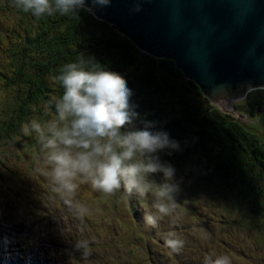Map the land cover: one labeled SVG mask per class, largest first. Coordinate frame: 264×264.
<instances>
[{
  "label": "trees",
  "instance_id": "16d2710c",
  "mask_svg": "<svg viewBox=\"0 0 264 264\" xmlns=\"http://www.w3.org/2000/svg\"><path fill=\"white\" fill-rule=\"evenodd\" d=\"M0 43H6L0 52L8 57L0 70V157L22 139L34 143V133L25 135L22 129L33 119L43 124L56 118L49 102L63 89L55 77L65 64L91 57L124 76L141 116L179 142L180 151L161 158L215 181L219 195L214 199L248 229L264 234V138L215 106L174 61L144 53L91 11L37 20L12 0H0ZM246 101L256 113L264 105V89L251 91Z\"/></svg>",
  "mask_w": 264,
  "mask_h": 264
},
{
  "label": "clouds",
  "instance_id": "9594fccd",
  "mask_svg": "<svg viewBox=\"0 0 264 264\" xmlns=\"http://www.w3.org/2000/svg\"><path fill=\"white\" fill-rule=\"evenodd\" d=\"M108 5L110 0H92ZM13 6L39 20L45 16H79L91 11L86 0H12ZM134 11H140L137 6ZM55 80L63 89L55 98L56 118L43 124L36 119L23 126L25 135L35 133L41 144L42 171L53 192L77 219L83 221L89 209L77 200L80 182L89 183L97 192L113 195L118 190L131 197H152V211L144 212L145 226L156 228L165 217L174 214L180 181L176 169L161 154L180 151L170 134L157 129L156 122L142 117L132 102L133 90L120 73L106 70L94 58L65 64ZM137 121L141 126H137ZM123 129V130H122ZM161 173L162 182L152 175ZM184 240L169 231L165 244L179 253ZM83 264L91 252L88 242L74 245ZM205 264H232L227 254L205 258Z\"/></svg>",
  "mask_w": 264,
  "mask_h": 264
},
{
  "label": "water",
  "instance_id": "95a60500",
  "mask_svg": "<svg viewBox=\"0 0 264 264\" xmlns=\"http://www.w3.org/2000/svg\"><path fill=\"white\" fill-rule=\"evenodd\" d=\"M86 6L144 53L174 61L223 112L251 121L235 104L264 89V0H110L104 6L86 0Z\"/></svg>",
  "mask_w": 264,
  "mask_h": 264
},
{
  "label": "rangeland",
  "instance_id": "374dc122",
  "mask_svg": "<svg viewBox=\"0 0 264 264\" xmlns=\"http://www.w3.org/2000/svg\"><path fill=\"white\" fill-rule=\"evenodd\" d=\"M1 48L5 49L6 43H0ZM6 60H8V57L5 56V53L3 55L0 52V70L3 64L6 63ZM2 87L0 83V88ZM0 94L4 95V92L0 91ZM246 104V99L238 101L235 104L237 109L251 120L247 121L244 119L243 122L252 126L264 138V105L261 108L262 116L259 118L256 113L250 110L251 107ZM32 136L35 140L34 143L28 144L26 140L22 139L19 141V146L9 147L6 154L0 157V173L4 167H8L9 169L15 167L21 173L26 171V169L24 170V166H27L26 161L32 160V155H34L37 163L32 170L36 171V174L39 175L38 179L34 180H41V184L36 186V181H31L27 186L20 182L16 185L11 184V187H15L13 190H18V193L24 197L19 203L15 201L6 202V199H1L0 221H4L7 218L8 222H12L15 220V214L18 210L25 209V205L31 206L35 204V200H30L33 192H35L34 197L37 198L36 193L41 191L40 187L43 185L44 180H48L45 175L41 176L43 175L41 144L35 133ZM174 167L176 169V179L180 181V192L176 201L177 207L172 216L175 221H182L186 225L184 230L180 231L178 229V232H180V238H182L181 236L187 238L190 245L189 255L187 254L189 262L192 264H202V260L207 255L206 253H210L213 256H217L214 253H218L219 255H229L230 258L236 261L234 264H264V234L255 228L248 229L244 226L245 224L240 222V218L236 214H231L233 211L224 207L223 201L220 202L214 199L213 194L219 195L215 181L209 180L206 176L199 177L188 168L183 169L177 164ZM151 178L160 183L163 176L161 173H156ZM3 180L0 179V184L3 186L5 183L9 184L8 181ZM46 190L53 192L52 187H47ZM81 190L84 192L82 188ZM120 190L113 195L98 192L99 194L96 197L98 198L99 207L97 208V203H94V198H92L91 202L85 205L88 209L92 210L94 215L88 212L87 216L93 215L97 218H103V215H106L113 219L115 228L118 229L119 233L125 235L124 239L120 242L118 252L121 254L126 252L127 256L133 261L132 264H144L143 261L146 264H182L181 259L177 261L174 257L166 255L167 251L164 247L167 245L165 244L166 236L164 234H167L168 230L164 227L160 231L159 224L156 228L147 226L145 228V225H139V230L136 232L137 221L140 218L143 219L145 211H152L153 200L151 195L147 198H139L135 194L129 197L122 189L123 197L118 198V195H122ZM137 199L143 201V206L138 205ZM130 202L134 205H130ZM133 206L134 210L132 212ZM39 209L36 207L35 215L38 214ZM103 211L105 212L104 214ZM133 213H136L137 218H134ZM225 224L228 225L224 226ZM192 225L194 229L190 227ZM256 226L258 227V225ZM151 230H154V234ZM135 232L138 234L146 232L148 234L143 238L142 242H137L134 236L138 234L136 235ZM70 235L68 233L67 237ZM8 241L7 238L3 240L4 243ZM115 241L119 240L116 239ZM184 246L189 249L186 242ZM22 247L24 250H32L36 253L40 252L36 240L32 242V245L30 242L28 244L23 242ZM118 252L116 251L114 264H131L127 257H118ZM185 255L186 251L181 256L183 261L186 260ZM243 256H246L247 259H244L242 262L240 258ZM150 257L152 261H150Z\"/></svg>",
  "mask_w": 264,
  "mask_h": 264
},
{
  "label": "bare ground",
  "instance_id": "6f19581e",
  "mask_svg": "<svg viewBox=\"0 0 264 264\" xmlns=\"http://www.w3.org/2000/svg\"><path fill=\"white\" fill-rule=\"evenodd\" d=\"M32 157V160L26 162L27 166H24L26 171L22 173L15 167L2 169L0 179L8 181L9 184L5 183L4 186L0 184V200L6 199V202L15 201L16 203L22 201L24 196L20 195L18 190H13L15 187H11V184L16 185L20 182L27 186L31 181H36V186L41 184V180H34L38 179L39 175L32 170L37 163L34 155ZM41 176L43 177L44 174ZM88 186L89 183L80 182L77 200L85 205L94 198V203H97L98 208L96 196L99 193ZM47 187L52 186L49 180H44L40 187L41 191L36 193L37 198L34 197L35 192L30 198V200H35V204L25 205V209L18 210L14 221L8 222L7 218L0 221V264H83L80 253L74 247L75 243L81 240L88 242L91 252L87 264H113L116 259V250L119 248V242H115L113 220L108 219L106 215H103L104 220L94 217L92 210L89 209L90 214L93 215H86L81 221L77 219L72 210L59 200L54 192L46 190ZM81 188L87 189L83 192ZM139 201L142 204L138 203V205L143 206V201L138 199ZM36 207L40 208L37 215H35ZM151 232L154 234V230ZM68 233L71 234L69 237H67ZM147 234L146 232L143 233V235ZM5 238L9 240L7 243L3 242ZM136 239H141V236L137 235ZM34 240H36L40 252L36 253L32 250L23 249V242L25 244L30 242L32 245ZM157 251L159 252V250ZM188 255L184 256L185 261L180 257L182 264H192L187 259ZM120 257H127L131 264L133 262L126 252ZM244 259L247 258L245 256L240 258L241 261ZM143 263L146 264L144 261Z\"/></svg>",
  "mask_w": 264,
  "mask_h": 264
},
{
  "label": "flooded vegetation",
  "instance_id": "af4514ba",
  "mask_svg": "<svg viewBox=\"0 0 264 264\" xmlns=\"http://www.w3.org/2000/svg\"><path fill=\"white\" fill-rule=\"evenodd\" d=\"M247 106H249V104L247 103L246 104ZM258 108H263V106L262 107H258ZM257 108V109H258ZM249 109V108H248ZM256 114H257V116L259 117V118H261V116H262V111L260 112V114H258V112H257V110H256Z\"/></svg>",
  "mask_w": 264,
  "mask_h": 264
}]
</instances>
